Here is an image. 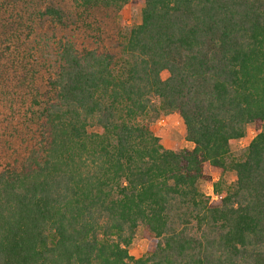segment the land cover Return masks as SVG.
<instances>
[{
    "label": "trees",
    "instance_id": "1",
    "mask_svg": "<svg viewBox=\"0 0 264 264\" xmlns=\"http://www.w3.org/2000/svg\"><path fill=\"white\" fill-rule=\"evenodd\" d=\"M129 1L0 0V88L39 105L0 165V264H264V0H142L107 43ZM172 113L192 148L161 143Z\"/></svg>",
    "mask_w": 264,
    "mask_h": 264
},
{
    "label": "rangeland",
    "instance_id": "2",
    "mask_svg": "<svg viewBox=\"0 0 264 264\" xmlns=\"http://www.w3.org/2000/svg\"><path fill=\"white\" fill-rule=\"evenodd\" d=\"M65 1L69 2L71 0ZM142 7V0H130L121 10L117 11L115 17L109 20V23L105 26L106 42L116 45V41L118 42L123 39L132 26L140 23L142 19ZM78 34L83 35V33ZM167 76V71H164L162 77L166 78ZM3 87L7 86L4 85ZM25 93L28 94V97L25 99V104L23 105L21 100H19L22 97L20 92L17 94L12 92L11 94L7 89L0 88V138H2V141H0V165L6 161H10V157L12 159L19 156L25 137L23 136V132L26 130L25 133H28L30 130L36 129L34 122H28L26 116H24V112L29 107L38 109L39 105L33 101L30 86L26 89ZM154 125L156 127V134L160 137L161 143L165 148L180 150L184 147H193V144L185 138L186 129L178 113L161 116L156 120ZM257 128V125H249L247 135L242 139L232 142L231 148L235 156H241L247 142L255 135ZM212 177L214 181L218 179L219 175L212 173ZM235 178L236 174L234 171H227L223 176L224 185L232 184ZM199 186L212 200L218 199V197L215 198L217 195H215L210 181L202 178L199 181ZM149 242L150 239L144 226H139L136 237L130 247L131 254L135 257L143 255L148 249Z\"/></svg>",
    "mask_w": 264,
    "mask_h": 264
},
{
    "label": "built area",
    "instance_id": "3",
    "mask_svg": "<svg viewBox=\"0 0 264 264\" xmlns=\"http://www.w3.org/2000/svg\"><path fill=\"white\" fill-rule=\"evenodd\" d=\"M215 198H217V196H215Z\"/></svg>",
    "mask_w": 264,
    "mask_h": 264
}]
</instances>
